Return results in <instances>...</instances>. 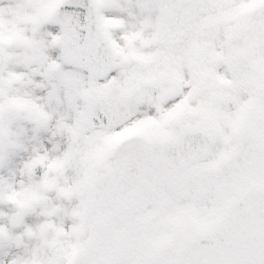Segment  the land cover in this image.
Returning <instances> with one entry per match:
<instances>
[{"label": "snow or ice", "instance_id": "6c2138e0", "mask_svg": "<svg viewBox=\"0 0 264 264\" xmlns=\"http://www.w3.org/2000/svg\"><path fill=\"white\" fill-rule=\"evenodd\" d=\"M0 264H264V0H0Z\"/></svg>", "mask_w": 264, "mask_h": 264}]
</instances>
